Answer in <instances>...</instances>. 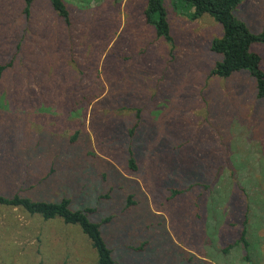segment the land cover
I'll return each instance as SVG.
<instances>
[{
	"label": "rangeland",
	"instance_id": "rangeland-1",
	"mask_svg": "<svg viewBox=\"0 0 264 264\" xmlns=\"http://www.w3.org/2000/svg\"><path fill=\"white\" fill-rule=\"evenodd\" d=\"M62 1L68 21L49 0L28 17L0 0V195L96 209L119 264H264V102L248 72L211 75L222 26L165 0L167 42L146 0ZM233 17L264 33V0ZM251 51L264 71V44ZM244 222L248 249L224 253ZM96 259L77 226L0 208V264Z\"/></svg>",
	"mask_w": 264,
	"mask_h": 264
},
{
	"label": "trees",
	"instance_id": "trees-1",
	"mask_svg": "<svg viewBox=\"0 0 264 264\" xmlns=\"http://www.w3.org/2000/svg\"><path fill=\"white\" fill-rule=\"evenodd\" d=\"M35 0H24V14L28 17L30 7ZM53 10L65 21H68L69 12L62 0H49ZM165 0H146V7L143 12L147 25L154 28L158 38H163L167 42L171 41L166 11L164 8ZM180 7L192 9L191 20H197L204 15L212 17L223 28V35L215 39L211 45V52L222 57L221 62H217L211 71V75L226 79L240 71H246L254 80L256 98L264 102V71L261 69L260 57L251 51L254 44H264V33L253 35L246 28L245 24L233 17V11L242 3L243 0H175ZM12 63L0 65V77ZM138 117V115H137ZM141 120L133 124L128 133L129 138L133 137L140 127ZM76 132V131H75ZM76 138V133L71 137V141ZM127 166L135 172L137 169L133 152L128 148ZM35 172V171H34ZM36 175V172H35ZM40 177V176H39ZM41 179H43L41 177ZM172 197L180 194V190L173 189ZM128 204L133 202L128 199ZM0 208L21 209L30 216H39L43 221L60 219L64 225L77 226L82 234L88 239L92 249H94L97 259L95 264H119L112 257V251L107 247L101 235L100 227L108 222V218L102 223H93L89 220L94 215L96 209L86 208L73 211L70 209L69 199L62 198L57 203H46L33 201L31 198L14 194L11 197L0 195ZM242 244L245 250L248 249L246 240V222L239 240L234 245H229L223 251L226 253L232 246ZM142 249L137 248V250Z\"/></svg>",
	"mask_w": 264,
	"mask_h": 264
}]
</instances>
